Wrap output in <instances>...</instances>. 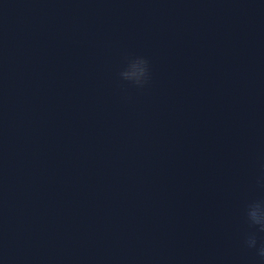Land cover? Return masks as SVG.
I'll return each mask as SVG.
<instances>
[{"label":"water","instance_id":"obj_1","mask_svg":"<svg viewBox=\"0 0 264 264\" xmlns=\"http://www.w3.org/2000/svg\"><path fill=\"white\" fill-rule=\"evenodd\" d=\"M261 199L264 0H0V264H264Z\"/></svg>","mask_w":264,"mask_h":264},{"label":"clouds","instance_id":"obj_2","mask_svg":"<svg viewBox=\"0 0 264 264\" xmlns=\"http://www.w3.org/2000/svg\"><path fill=\"white\" fill-rule=\"evenodd\" d=\"M118 76L122 81L143 88L150 76L149 62L143 56H136ZM244 214L249 227L255 230L247 235L245 245L255 249L257 256L264 260V243H258L257 238V233H264V199L248 203Z\"/></svg>","mask_w":264,"mask_h":264}]
</instances>
